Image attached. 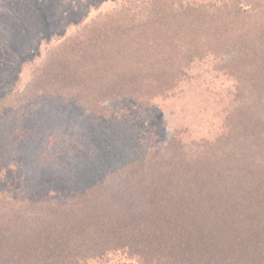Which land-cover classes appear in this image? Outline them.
Returning a JSON list of instances; mask_svg holds the SVG:
<instances>
[{"label":"trees","instance_id":"1","mask_svg":"<svg viewBox=\"0 0 264 264\" xmlns=\"http://www.w3.org/2000/svg\"><path fill=\"white\" fill-rule=\"evenodd\" d=\"M247 1L244 11L239 0L219 9L205 0H161L130 16L104 17L48 53L36 75L64 87L61 101L68 91L84 98L95 90L104 105L131 114L135 102L155 120L138 132L127 159L82 187L41 196L27 183H0V264H108L115 257L135 264H264V0ZM232 12L244 20L229 45L245 60L247 85L229 91L228 101L213 100L225 114L220 132L212 135L218 126L210 121L209 132L196 134L192 106L180 97L204 85L201 74H190L202 53H188L203 38L221 40L211 51L227 53L219 28L227 32ZM209 27L216 32L206 33ZM64 68L77 73L65 86ZM41 96L49 101L54 93L26 88L5 110ZM170 97L178 110L166 103Z\"/></svg>","mask_w":264,"mask_h":264},{"label":"rangeland","instance_id":"2","mask_svg":"<svg viewBox=\"0 0 264 264\" xmlns=\"http://www.w3.org/2000/svg\"><path fill=\"white\" fill-rule=\"evenodd\" d=\"M150 1L0 0V174L3 176L0 183H27V188L43 196L60 188L82 187L91 182L94 174L108 168L106 166L110 163L129 157L128 152L137 143L138 132L151 124L155 116L150 117V112L136 108L135 102L131 103V114L124 113L126 111H122L120 105H104L97 100L98 92L95 90L86 92L85 99L81 92V97H78L73 91H68V100L63 102L64 87L54 83L51 75L38 78L36 70L47 60L49 52H54L67 39L91 31L92 26L104 17L114 16L117 19L124 14L130 16L137 7L150 9L161 3V0H153L154 3L149 4ZM180 1L170 0L174 5ZM205 1L216 3L214 5L218 9L226 5L222 3L238 2ZM248 4L250 2L247 0H239L237 5L247 11ZM225 18L229 26L227 32L224 26H219V31H223L222 35L227 37V53L220 48L217 49L218 53L212 52L217 45L222 46V41L206 38L200 41L198 48L188 53L190 56L193 51L202 53L200 63L196 64L194 57L190 74L194 77L201 74L204 85L200 88L194 86L192 92L181 96L180 100L192 106L189 123L192 131L200 135L209 132L211 122L214 123L213 127L218 126L212 135L220 132L219 122L225 114H220L222 103L217 104L213 100L228 101L231 96L229 91L239 85L246 86L249 78L245 60L238 59V51L235 53L229 45V42L239 39L238 30L242 29L244 20L235 12L226 14ZM209 28L212 32L207 29L206 33L216 32ZM209 50L213 56L207 53ZM55 57L57 69L62 70L59 56ZM101 65L104 66L105 62L101 61ZM216 66L222 69L216 72ZM71 69L64 68L66 73L60 76L64 86L71 84L77 75L74 70L70 72ZM204 87L212 91L202 94ZM26 88L36 93L47 91L54 93V96L49 101L41 96L36 98L34 104L13 111L5 110L15 105L13 101L17 98L14 93ZM205 99L209 100L208 107L202 104ZM157 100L164 99L159 97ZM176 100L177 97H170L166 103L178 110L181 105L178 102L176 105ZM159 103L163 105L162 101ZM158 116L161 118L162 115ZM108 264L135 263L126 257H115Z\"/></svg>","mask_w":264,"mask_h":264}]
</instances>
